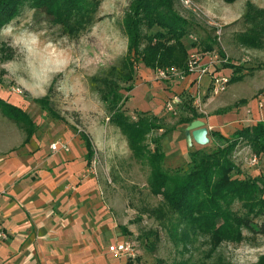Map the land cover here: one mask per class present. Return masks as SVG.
I'll return each mask as SVG.
<instances>
[{"label": "rangeland", "instance_id": "1", "mask_svg": "<svg viewBox=\"0 0 264 264\" xmlns=\"http://www.w3.org/2000/svg\"><path fill=\"white\" fill-rule=\"evenodd\" d=\"M131 1L101 0L96 22L76 38L65 34L61 26L52 22L44 11L25 8L11 23L19 29L26 28L40 34V43L45 46L44 50L47 51L49 45L53 50L62 49L63 55L73 62L71 68L74 71L53 79L47 93L50 94V106L62 118L55 117L47 107L36 100L34 89L32 92L27 90L31 85L26 80L30 79V69H27L26 63L20 68L18 75H14L16 65L6 62L12 60L22 62L24 57L19 49L10 46L11 38L5 41L2 37L0 45L6 43L14 53V58L7 60L0 54V65H3L0 67V97L22 107L33 117L38 124V130L32 148L45 149L49 156L59 153L54 152L51 147L56 141L67 142L71 149L68 151L70 153L74 147L86 150L80 131H86L92 136L96 147L94 158L91 163L85 159L86 165L78 176V182L76 185L69 184L71 192L85 184L88 195L85 204L90 218L88 219L91 220L97 235L104 233V246H110L112 242L122 237L133 241L137 250L136 256L132 257L134 264H169L181 259L197 263L206 261L210 264H234L237 250L264 248V234L244 229L245 238L241 242L223 241L215 249L208 236L201 235L184 249V242L177 241L157 217L151 214L150 210L158 206L163 197L154 195L149 188L150 167L133 156L124 135L110 122L105 104L98 93L90 87L89 77L106 68L100 65L115 64L128 52L123 19ZM194 1L202 9L200 14L185 8L178 1L176 5L182 15L194 22L193 33L199 40L208 36L211 39L216 38L214 50L219 53L222 51L229 62L243 66L245 74L242 81L230 83L224 94L225 99H220L222 101L221 104L219 102L220 107L209 112L229 113L225 117L228 121L243 119L238 123L239 129L264 121V47H246L240 44L236 37L237 33L246 28L243 14L247 0H236L233 3L224 0ZM252 1L264 8V0ZM212 22L222 25L220 39ZM194 49L191 48V52ZM121 50L124 54L118 56L117 53ZM223 71L230 75L232 70L225 68ZM19 75L25 79H20ZM123 93L125 96L129 95L125 90ZM194 101L195 99L189 95L182 99L181 104L176 105L175 111L165 106L163 112L153 114L164 128H157L149 133L147 142L151 149L159 147L163 150L166 146L169 157L180 156L179 151L173 146V141L184 135L173 130L183 123H188V119H192L191 109H196ZM131 104L128 98L125 107L135 118L139 110L131 107ZM249 108L250 115L245 119ZM6 127L12 134L18 133L23 138L25 135L17 123L0 111V149L4 148L1 131H5ZM170 131L172 134L163 142L164 136ZM211 138L213 139L212 132ZM218 145L219 143L213 140L207 145H192L190 149L193 151L199 147L198 149L214 150ZM23 147L21 145L19 148ZM189 152L184 161L180 159L179 164H173L165 157L164 169L168 171L187 169L190 161ZM252 154L256 153L250 144L242 142L237 145L234 161L243 173L241 177L264 178V155H258V165H252L249 162ZM32 173L35 171H31L29 175ZM241 208L240 202L234 204V209ZM255 255L260 259L264 254L256 252ZM115 257L118 264L128 261V257L119 255Z\"/></svg>", "mask_w": 264, "mask_h": 264}, {"label": "trees", "instance_id": "2", "mask_svg": "<svg viewBox=\"0 0 264 264\" xmlns=\"http://www.w3.org/2000/svg\"><path fill=\"white\" fill-rule=\"evenodd\" d=\"M177 1L132 0L123 19L128 52L117 63L90 76L89 84L105 104L110 122L126 138L133 156L150 167L149 188L154 195L163 197L150 210L151 214L177 241L184 242V249L201 235L208 236L215 249L223 241L241 242L245 238L244 229L264 234V178H242L243 173L234 161L236 147L242 142L250 144L257 155H264V121L244 126L228 138L213 131V140L223 139L224 143L214 150L190 151L189 166L185 170L164 169V149H151L147 142L151 131L164 126L148 112L138 111L133 118L125 107L128 95L123 91L130 92L135 87L140 64L154 70L177 67L187 72L191 48L214 50L216 38L191 39L195 24L180 13ZM100 5L101 0H0V29L25 8H31L44 11L65 34L76 38L96 22ZM243 22L246 28L237 33L238 42L249 48L264 47V8L247 0ZM0 54L7 60L14 58L6 43L0 45ZM224 67L232 70L231 83L244 79L243 66L227 62ZM36 100L55 117L62 118L50 106V94ZM191 110L193 117L188 123L201 117L196 109ZM0 111L24 130V144L36 134L38 124L22 107L0 97ZM80 136L87 149L86 159L91 163L96 153L93 138L86 131H80ZM236 202L241 203V209H234ZM127 264H134L132 257ZM169 264L210 263L181 259ZM258 264H264V255Z\"/></svg>", "mask_w": 264, "mask_h": 264}, {"label": "crops", "instance_id": "3", "mask_svg": "<svg viewBox=\"0 0 264 264\" xmlns=\"http://www.w3.org/2000/svg\"><path fill=\"white\" fill-rule=\"evenodd\" d=\"M198 94L205 109L198 113L206 122L210 138L213 131L231 137L243 119L228 121L225 117L229 113L209 112L220 107V99H225V92L213 94L209 77L199 87L193 75L183 79H160L156 70L140 64L135 87L128 98L131 107L157 115L173 97L185 99L190 95L195 99ZM250 111L251 108L245 119ZM186 127L187 123H183L173 130L184 135L173 141L180 156L169 157L166 146L163 147L173 164H179L180 159L184 161L191 151ZM1 133L4 148L0 149V207L3 224L10 236L0 241V264H118L109 245L104 246V233L97 235L89 220L85 184L75 188L74 192L70 189L69 183L76 185L84 170L87 149L74 147L70 153L61 150L49 156L45 149L32 148L36 134L24 144L26 134L23 138L18 133L12 134L9 128ZM170 134L172 131L164 136L163 142ZM222 140L217 139L219 144L224 142ZM210 142H213L212 138ZM21 145L23 149L19 148ZM194 145L199 146L196 142ZM31 171L35 173L30 176ZM123 240L124 237L118 238L112 243ZM121 264H127V261Z\"/></svg>", "mask_w": 264, "mask_h": 264}, {"label": "built area", "instance_id": "4", "mask_svg": "<svg viewBox=\"0 0 264 264\" xmlns=\"http://www.w3.org/2000/svg\"><path fill=\"white\" fill-rule=\"evenodd\" d=\"M179 2L185 8L193 11L194 13L200 14L202 12L201 7L194 0H179ZM212 24L216 27V35L220 39L223 29L222 25L217 22H212ZM191 39L193 41H197L198 37L195 34H192ZM227 62H229L228 58L222 56L216 50L201 51L195 48L192 52H190L187 72L177 67H166L158 68L156 73L160 79H183L187 75H193L194 81L199 87L203 84L205 78L209 77L211 90L213 94L218 95L225 92L231 83V76L223 71L225 69L224 64ZM181 103L182 99L180 96H175L167 101L166 106L169 110L175 111L177 107L176 105ZM194 103L197 112H204L205 109L203 108V99H201L200 94L197 95ZM51 147L54 152L70 150L69 144L64 141H56L51 144ZM249 162L252 165H258L259 156L257 154H252L249 158ZM3 218V211L0 207V241L8 239L10 236L3 224ZM109 251L115 255L131 258L136 256L137 250L133 241L125 239L120 242L112 243L109 246Z\"/></svg>", "mask_w": 264, "mask_h": 264}, {"label": "clouds", "instance_id": "5", "mask_svg": "<svg viewBox=\"0 0 264 264\" xmlns=\"http://www.w3.org/2000/svg\"><path fill=\"white\" fill-rule=\"evenodd\" d=\"M0 37L7 41L11 38V45L13 48L19 49L24 57L22 62L12 60L7 61L8 64L16 65V73L18 75L20 68L26 63L27 69H30L29 77L26 79L31 85L28 91L35 92L34 95L39 97L46 96L48 88L51 86L53 79L57 76H62L66 72H73L71 68L72 61L68 60L63 55V50H53L51 45L48 50H44L45 46L40 43V34L29 31L26 28L19 29L14 24L9 23L3 29H0ZM124 51L121 50L117 55H123ZM108 65L102 64L100 67H107ZM3 67V65H0ZM20 79L25 77L20 76ZM256 252L264 254V248L258 249H242L237 250V256L234 264H258L259 256L255 255ZM240 253H243L242 255Z\"/></svg>", "mask_w": 264, "mask_h": 264}, {"label": "water", "instance_id": "6", "mask_svg": "<svg viewBox=\"0 0 264 264\" xmlns=\"http://www.w3.org/2000/svg\"><path fill=\"white\" fill-rule=\"evenodd\" d=\"M186 133L187 141L190 146H192L194 142L198 143L199 145H207L211 141L206 122L200 118L187 123Z\"/></svg>", "mask_w": 264, "mask_h": 264}]
</instances>
